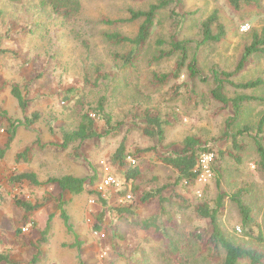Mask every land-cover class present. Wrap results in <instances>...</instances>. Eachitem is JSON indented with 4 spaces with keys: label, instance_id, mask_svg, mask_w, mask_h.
<instances>
[{
    "label": "rangeland",
    "instance_id": "1",
    "mask_svg": "<svg viewBox=\"0 0 264 264\" xmlns=\"http://www.w3.org/2000/svg\"><path fill=\"white\" fill-rule=\"evenodd\" d=\"M256 1L257 7H243L236 13L229 8L227 0H182L179 7L172 9L186 15L185 23L177 27L171 17L172 10L160 12L143 58L134 70L121 72L114 55L127 54L130 47L113 46L104 35L121 33L133 38L140 22L110 25L105 21L129 19L131 10L146 11L157 4V0H81V15L71 25L65 24L39 0H0V52L3 51L0 55V131L3 130L0 149H7L5 159L0 161V251L10 257L11 263L32 264L39 254L37 264H79V252L72 248L78 237L84 264H172L165 255V237L154 230L141 231L138 226L140 220L160 213L158 202L140 207L135 217L124 220L111 210L128 204L130 200L126 198L134 184L126 181L124 169L111 162L123 141H126L127 153L136 156V164L126 163L139 167L142 174L139 181L168 186L164 205L179 226L172 235L180 239L182 245L192 247L188 251L190 264H206L199 251L205 250L212 234L210 223L199 220L192 205L214 201L219 187L229 195L243 189L246 192L244 200L253 209L264 232V170L258 164L254 142L258 123L264 116V102L257 100L245 104L232 129L236 135L245 127L251 128L249 133L237 138L243 147L238 153L241 161L237 162L229 155L237 154L233 141L224 138L228 120L235 114L232 109L221 111L222 106L209 98L214 88L212 71L218 68L233 72L245 45L251 41L252 32L264 28V0ZM216 10L227 36L220 44L199 47L198 43L203 40L202 24ZM173 38L191 43L190 54L198 56L203 77L190 80L186 71L180 80L154 87V75H168L174 69L175 56L154 61L160 51L166 55L172 51ZM82 41L89 44L90 51L84 48ZM158 41L166 44L159 47ZM97 65L106 73L118 75L121 72L116 91L113 83L96 86L94 66ZM257 79L264 81V55L254 57L233 81L245 83ZM26 82L30 83L28 89H24ZM13 85L23 90L29 103L26 112L12 95ZM227 93L230 97L246 95L264 99V85L239 92L229 86ZM103 97L108 99L107 113L118 129L116 132L65 149L50 146L52 143L62 145L61 129H76L85 113L96 119L97 130L104 135L108 130L106 122L94 114ZM147 112L169 122L162 148L157 139L143 133L142 115ZM35 113L40 115V120L30 129L26 128V119H31ZM12 123L17 132L10 141L8 130ZM189 136L200 138L212 154L206 153L211 158H202L206 163H200L201 176L194 185L177 186V175L165 168L161 160L180 151ZM260 137L264 144V131ZM153 148L151 152H138ZM27 149L30 150L29 163L17 164V156ZM24 171L35 172L43 183L52 177L72 175L87 179L89 187L95 179L94 186L88 189L97 193L106 174L119 180L116 186L99 193L108 202L102 231L93 229L98 213L103 210L98 196L89 194L88 190L77 197L61 194L52 185L31 187L25 183L19 187L9 184L15 173ZM16 198L43 205L32 216L30 225L25 226V214L16 207ZM61 204L71 218L74 233L64 225ZM221 224L227 235L241 236L240 215L230 200L226 201ZM49 225L50 232L45 236ZM195 228H199L206 239L200 246L191 242V232ZM114 231L123 240L113 242Z\"/></svg>",
    "mask_w": 264,
    "mask_h": 264
},
{
    "label": "trees",
    "instance_id": "2",
    "mask_svg": "<svg viewBox=\"0 0 264 264\" xmlns=\"http://www.w3.org/2000/svg\"><path fill=\"white\" fill-rule=\"evenodd\" d=\"M41 5L49 8L51 12L63 19V22L67 25L73 24L81 15L82 2L81 0H39ZM145 1V0H138ZM182 3V0H157V4L150 6L146 11H130V18L120 21H105L106 24L118 25V24H134L140 22L139 30L135 37L131 38L121 33L105 34L104 38L113 46L116 47H130V51L127 54L120 55L115 54L114 60L118 69L121 72L132 71L136 68L137 63L143 58L144 53L147 51L149 43L153 38L154 29L157 25L158 16L162 11H171V17L174 24L177 27L182 26L185 23L186 15H180L176 9ZM229 8L233 12L239 13L243 7H257L256 0H227ZM203 40L199 42V47L207 44L217 45L224 41L226 38V29L221 21L219 11L216 10L208 19L202 24ZM78 38H82L78 35ZM251 41H249L244 48V52L241 59L233 72L222 71L215 68L212 71V78L214 88L210 93L211 99L219 103L222 108L221 111L232 109L235 116L228 120L225 128L224 138L232 140L234 143V149L237 154L229 155L237 162L241 161L239 152L243 150V147L237 142V138L241 134L249 133L251 128L245 127L239 131L236 135L232 133L233 127L239 120V116L242 112L243 106L250 101L260 100L264 102V99H256L246 95H239L237 97H230L227 93V87L233 88L235 91H248L261 88L264 85L262 79H257L245 83H235L233 79L245 71L251 60L257 55H264V28L260 31H253L250 35ZM85 49L89 50V44L86 41H82ZM157 46L163 47L166 43L164 41H158ZM171 52L166 55L164 51L159 52V56L155 57V62H161L168 56H175L176 63L173 71L168 75H154L152 80V86L162 87L169 84L171 81H178L181 79L185 72H188V78L190 80L200 79L203 77L198 65V56L190 54V44L186 41H175L174 38L171 41ZM90 51V50H89ZM3 52V51H2ZM0 52V55L2 54ZM94 73L96 75L95 84L100 86L106 82L113 83L115 85V91L119 88L120 76L112 74L111 72H103L102 66H94ZM206 81L207 79H202ZM29 82L25 83V88L28 89ZM12 95L18 101V104L23 112H26L29 103L23 95V90L19 85H13L11 87ZM208 98V99H209ZM107 97L101 98L98 103V107L94 110L96 117L106 122L108 130L104 135L100 134L96 128V119L90 114L85 113L81 116L80 122L76 129L68 131L67 129H61L62 145L50 144L52 147L67 148L74 144H84L94 139H102L105 136H110L118 129L112 125V117L107 113ZM40 115L35 113L32 118L26 119L24 124L26 128L30 129L33 124L40 120ZM144 131L143 133L150 137L155 138L158 141L159 148L163 147V143L166 137V129L169 122L163 120L160 117H154L149 112L142 115ZM258 135L255 138V146L257 155L259 158V166L264 170V144L261 139V135L264 131V116L259 121L257 126ZM8 132L11 134L10 141L16 135V128L13 123ZM153 149L138 152H151ZM7 149H0V161L5 159ZM30 150L27 149L24 153L19 154L16 159V163H29ZM210 153L208 145L200 138L195 136H189L185 138L182 143V149L170 153L166 158L161 160L162 165L172 170L177 175L176 185H194L199 176V163L202 155ZM131 154L127 153L126 141H123L116 152L111 157L113 165H118L124 169L125 178L127 182L133 181L132 186V200L128 201V204L122 205L111 210L116 214L120 220L129 219L137 215V211L140 207L149 206L155 202L160 204V213L144 218L138 222V226L141 231H152L163 235L166 239V253L172 264H190L191 256L187 245H182V241L172 235L179 228L176 223V218L171 217L169 211L165 207L167 200L164 197V192L167 190V185H153L152 182L142 183L139 181L142 174L139 167L128 166L126 159ZM132 156V155H131ZM135 155H133L134 157ZM136 158V156L134 157ZM95 179L92 180L89 187H87V179L80 178L72 175L52 177L45 183L39 180L38 175L35 172L24 171L21 173H15L10 179V185H16L21 187L25 183H29L31 187L42 186H55L61 194H70L72 196H81L86 190L89 194L98 196V202L103 207V210L98 213L94 224V231L100 232L103 229V224L106 220L108 207L107 200L96 191H90L88 188H92L95 184ZM246 192L242 189L234 194H228L219 187L217 197L212 202L200 201L192 205L193 213L201 221H208L212 227V234L209 241L205 244V250L199 251L202 255V259L206 264H264V232L261 226L253 215V209L245 202L244 197ZM230 200L237 208L240 219V237L229 236L226 234L222 227L221 220L225 211L226 201ZM15 205L18 209H21L24 214L25 226L30 225L32 216L43 205L33 204L27 199L16 198ZM61 218L64 222L66 229L70 233H74V227L71 223V218L63 209V204L60 206ZM51 221V219H50ZM50 224V223H49ZM21 232V230L19 231ZM50 232V225L47 227L45 236ZM192 243L200 246L204 244L206 239L203 237L199 228H195L191 232ZM123 240V237L117 233L112 232V241ZM46 241V240H45ZM210 246V247H209ZM72 248H76L79 252V264H84L81 256L82 243L79 242L77 237L76 243L72 245ZM186 248V249H185ZM194 248V245H193ZM199 248V247H198ZM186 250V251H185ZM209 251L208 253H205ZM196 251V249H195ZM214 253H216L214 255ZM39 254L33 260L32 264L38 263ZM10 257L0 251V264H13L10 262Z\"/></svg>",
    "mask_w": 264,
    "mask_h": 264
},
{
    "label": "built area",
    "instance_id": "3",
    "mask_svg": "<svg viewBox=\"0 0 264 264\" xmlns=\"http://www.w3.org/2000/svg\"><path fill=\"white\" fill-rule=\"evenodd\" d=\"M3 132V130L0 131V133ZM207 154H212V153H207ZM207 154H204L202 155L201 159H200V163L201 164H204L206 163V160L205 159H202V158H211L210 156H206ZM126 161H129L132 166L134 164H136V160L133 156L129 155L128 158L126 159ZM200 163H199V166H200ZM106 171L108 172V169H106ZM201 176V175H200ZM199 176V177H200ZM117 184H119V180H117L115 177L109 175V174H106L104 179L102 180V183L100 184L99 188L97 189L99 193H103L105 190H108L114 186H116ZM132 195L129 194L126 198V200H132Z\"/></svg>",
    "mask_w": 264,
    "mask_h": 264
}]
</instances>
